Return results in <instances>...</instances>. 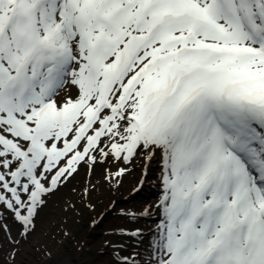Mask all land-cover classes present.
<instances>
[{
    "label": "snow or ice",
    "instance_id": "1",
    "mask_svg": "<svg viewBox=\"0 0 264 264\" xmlns=\"http://www.w3.org/2000/svg\"><path fill=\"white\" fill-rule=\"evenodd\" d=\"M141 158L158 220L120 264H264V0H0V209L23 242L81 171Z\"/></svg>",
    "mask_w": 264,
    "mask_h": 264
},
{
    "label": "rangeland",
    "instance_id": "2",
    "mask_svg": "<svg viewBox=\"0 0 264 264\" xmlns=\"http://www.w3.org/2000/svg\"><path fill=\"white\" fill-rule=\"evenodd\" d=\"M146 162L143 158L131 165L105 162L90 173L81 171L54 198L27 242L11 214L0 209V223L11 228L7 237L0 231V264H120L117 256L142 251L148 241L141 242L133 233L141 230L150 235L155 229L158 217L152 206L162 192L159 160L148 167ZM117 167L127 168L124 176L106 180ZM11 239L22 242L14 245Z\"/></svg>",
    "mask_w": 264,
    "mask_h": 264
},
{
    "label": "bare ground",
    "instance_id": "3",
    "mask_svg": "<svg viewBox=\"0 0 264 264\" xmlns=\"http://www.w3.org/2000/svg\"><path fill=\"white\" fill-rule=\"evenodd\" d=\"M151 161H148L145 163V167H148L150 165Z\"/></svg>",
    "mask_w": 264,
    "mask_h": 264
}]
</instances>
